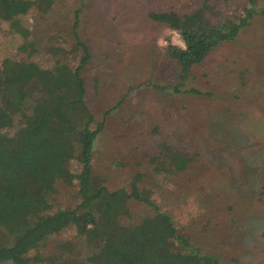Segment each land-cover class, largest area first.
<instances>
[{"label":"rangeland","instance_id":"obj_1","mask_svg":"<svg viewBox=\"0 0 264 264\" xmlns=\"http://www.w3.org/2000/svg\"><path fill=\"white\" fill-rule=\"evenodd\" d=\"M249 1H209L217 19L249 6L256 13L234 40L193 66L184 82L179 62L166 55L169 44L184 48V42L148 14L188 12L203 0H55L19 24L38 43H63L67 50L78 34L80 49L90 55L84 100L104 123L92 174L109 191L129 190L137 179L155 208L130 201L131 218L124 220L137 222L157 208L182 230L185 242L211 259L208 264H264V0ZM21 41L9 23H0V60L31 57L44 67L52 64L49 51L19 52ZM162 144L187 164L179 170L157 160ZM56 189L53 211L73 208V188L59 182ZM67 240H76L70 231L46 237L28 252L29 264L59 259L58 247ZM37 254L39 262L33 260Z\"/></svg>","mask_w":264,"mask_h":264},{"label":"trees","instance_id":"obj_2","mask_svg":"<svg viewBox=\"0 0 264 264\" xmlns=\"http://www.w3.org/2000/svg\"><path fill=\"white\" fill-rule=\"evenodd\" d=\"M209 1L184 13L148 14L151 21L178 33L184 42V48L171 44L166 48V55L179 62L181 82L213 49L234 40L256 13L255 6H249L240 14L217 19L219 13ZM54 3L0 0V23H9L22 36L17 50L31 56L40 50L54 55L49 67L31 57L0 60V264H29L28 252L62 231L72 232L76 240L60 244L59 259H47L50 264H208L211 259L185 242L182 230L157 208L156 214L137 222L124 220L131 218L130 201L155 208L137 179L131 181L129 190L109 191L92 174L94 147L104 123L95 120L84 100L83 71L90 55L80 49L83 43L78 34L67 50L63 43H38L19 25L32 9L46 12ZM207 13L216 17L209 19ZM171 89L180 92L179 86ZM160 152L157 160L176 169L188 162L179 153L168 152L164 144ZM59 182L73 188L76 203L73 208L53 211ZM42 259L38 254L33 258L35 262Z\"/></svg>","mask_w":264,"mask_h":264}]
</instances>
